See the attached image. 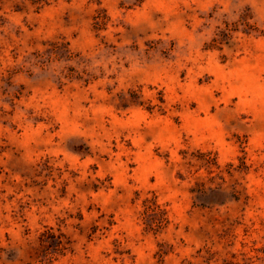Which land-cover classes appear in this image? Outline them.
I'll use <instances>...</instances> for the list:
<instances>
[{"label":"rangeland","instance_id":"1","mask_svg":"<svg viewBox=\"0 0 264 264\" xmlns=\"http://www.w3.org/2000/svg\"><path fill=\"white\" fill-rule=\"evenodd\" d=\"M0 264H264V0H0Z\"/></svg>","mask_w":264,"mask_h":264},{"label":"trees","instance_id":"2","mask_svg":"<svg viewBox=\"0 0 264 264\" xmlns=\"http://www.w3.org/2000/svg\"><path fill=\"white\" fill-rule=\"evenodd\" d=\"M52 230H53V229H52ZM52 230H51L50 232H48V233H52ZM63 247H64L63 244H61V248H62V249H64Z\"/></svg>","mask_w":264,"mask_h":264}]
</instances>
